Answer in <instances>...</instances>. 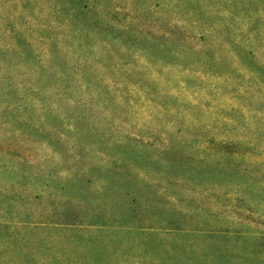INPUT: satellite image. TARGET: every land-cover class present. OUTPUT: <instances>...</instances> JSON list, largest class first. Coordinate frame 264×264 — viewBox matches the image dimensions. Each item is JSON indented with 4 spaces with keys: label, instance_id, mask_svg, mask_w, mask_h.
Segmentation results:
<instances>
[{
    "label": "rangeland",
    "instance_id": "obj_1",
    "mask_svg": "<svg viewBox=\"0 0 264 264\" xmlns=\"http://www.w3.org/2000/svg\"><path fill=\"white\" fill-rule=\"evenodd\" d=\"M0 264H264V0H0Z\"/></svg>",
    "mask_w": 264,
    "mask_h": 264
}]
</instances>
